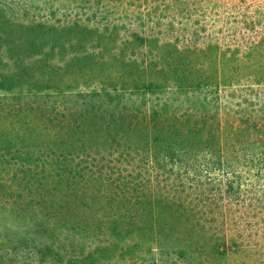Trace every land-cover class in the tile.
Instances as JSON below:
<instances>
[{
    "label": "trees",
    "instance_id": "trees-1",
    "mask_svg": "<svg viewBox=\"0 0 264 264\" xmlns=\"http://www.w3.org/2000/svg\"><path fill=\"white\" fill-rule=\"evenodd\" d=\"M83 2L117 9L103 36L126 29L123 15L122 40L152 45L143 69L153 74L125 91L158 104L136 131L143 143L106 148L120 162L82 170L77 193L60 174L38 185L55 201L28 200L32 221L47 214L31 234L79 250L69 264H264V0Z\"/></svg>",
    "mask_w": 264,
    "mask_h": 264
},
{
    "label": "rangeland",
    "instance_id": "rangeland-1",
    "mask_svg": "<svg viewBox=\"0 0 264 264\" xmlns=\"http://www.w3.org/2000/svg\"><path fill=\"white\" fill-rule=\"evenodd\" d=\"M83 4L0 0V212L11 216L0 220L2 264H69L79 258V250H68L66 243L58 247L53 236L31 234L47 214L42 208L39 213L46 218L32 221L28 216L34 206L28 200L42 196L55 201L52 190L38 188L54 184L45 182L52 180L50 174H60L55 178H63L65 189L77 193L82 170L99 174L111 166L106 148L123 141L143 143L136 131L147 132L142 124L158 104L155 96L125 91L153 74L143 69L151 44L122 40L131 33V18L123 15L126 29H108L103 36L98 29L110 26L113 14L118 18L117 9L107 5L108 14L99 15L96 7ZM143 23L137 19V26ZM19 213H25L26 222L15 218ZM65 229V238L77 239L71 228ZM222 253L236 259L232 249ZM109 262L104 264H113Z\"/></svg>",
    "mask_w": 264,
    "mask_h": 264
}]
</instances>
